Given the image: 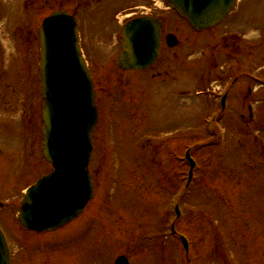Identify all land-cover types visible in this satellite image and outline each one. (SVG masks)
Here are the masks:
<instances>
[{
    "label": "rangeland",
    "instance_id": "obj_1",
    "mask_svg": "<svg viewBox=\"0 0 264 264\" xmlns=\"http://www.w3.org/2000/svg\"><path fill=\"white\" fill-rule=\"evenodd\" d=\"M80 3L0 0V65L18 58L24 67L34 46L24 40L26 27L36 29L50 7L73 11ZM146 3L104 0L79 9L100 107L89 167L95 196L60 231L29 234L16 217L25 189L50 172L42 153L41 89L37 84L30 93L1 91L0 228L15 264H114L121 255L131 264H187L182 234H171L173 223L188 237L194 264H264V0H242L224 23L203 33L159 3L157 12L168 20L165 33L175 34L179 45L164 47L153 70L122 72L116 18ZM238 69L244 74H234ZM234 78L230 105L215 131H208L204 119L214 113L212 94L222 95ZM5 82L19 87L15 76ZM187 145L196 146L190 152L200 166L184 209ZM176 205L183 220H176Z\"/></svg>",
    "mask_w": 264,
    "mask_h": 264
},
{
    "label": "water",
    "instance_id": "obj_2",
    "mask_svg": "<svg viewBox=\"0 0 264 264\" xmlns=\"http://www.w3.org/2000/svg\"><path fill=\"white\" fill-rule=\"evenodd\" d=\"M172 9L187 17L196 30L217 26L237 0H167ZM162 24L156 19L130 23L123 34L126 49L119 60L122 70H145L159 57ZM171 41V42H170ZM170 46L176 44L169 37ZM42 87L44 109V155L55 172L28 191L19 220L32 231H55L83 212L92 198L93 184L88 166L93 154L98 121L90 73L81 56L75 22L65 14L47 19L41 29ZM191 162L192 168L195 166ZM0 264H10L8 247L0 232ZM115 264H129L119 257Z\"/></svg>",
    "mask_w": 264,
    "mask_h": 264
},
{
    "label": "flooded vegetation",
    "instance_id": "obj_3",
    "mask_svg": "<svg viewBox=\"0 0 264 264\" xmlns=\"http://www.w3.org/2000/svg\"><path fill=\"white\" fill-rule=\"evenodd\" d=\"M149 1H151V0H149ZM75 7H76V5H75ZM134 10H136V9H134ZM134 10H130V11H134ZM127 12H129V11L123 12L124 15H121V17H122L121 19H123L125 17H128V16H125L126 15L125 13H127ZM71 13L79 21V9L78 8H75ZM136 15H137L136 13H133L130 16H136ZM0 18H1V15H0ZM116 19H119V16ZM25 33H26V37L25 38H26L27 42L29 43V45L33 43L34 44V48L27 50V53H26L27 59L25 60V65H24L23 73L20 75L19 73H17V71H15V70L13 71L12 70L11 73H10V75L11 76H15L17 82L18 81L21 82V87L23 85V89L25 91L26 90L27 91H31V90L33 91L36 88L37 84H38V88L40 87V84H39V48H38V37L36 35V29L31 30V27L29 28V26H27V31ZM0 53H1V50H0ZM30 56H31V58H30ZM15 66H17V64ZM0 70H2L1 69V65H0ZM0 76H3V75H0ZM10 85L11 84L5 83V85L3 84L2 86L3 87H9ZM33 106L34 105H32L31 110H33Z\"/></svg>",
    "mask_w": 264,
    "mask_h": 264
}]
</instances>
